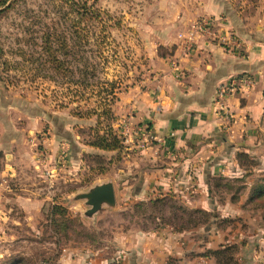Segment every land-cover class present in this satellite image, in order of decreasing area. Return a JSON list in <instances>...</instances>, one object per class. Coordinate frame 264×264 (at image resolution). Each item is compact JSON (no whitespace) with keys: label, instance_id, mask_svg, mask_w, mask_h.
Here are the masks:
<instances>
[{"label":"crops","instance_id":"obj_1","mask_svg":"<svg viewBox=\"0 0 264 264\" xmlns=\"http://www.w3.org/2000/svg\"><path fill=\"white\" fill-rule=\"evenodd\" d=\"M243 6L232 0H213L207 13L219 19L220 29H213L214 36L198 33L190 48L178 37L186 36L189 29H160V45L173 48L171 54L160 55L154 49L151 64L155 75L148 79V89L126 91L117 100L115 111V116L131 112L134 122L147 124L151 141L143 149H126L127 156L120 160L117 170L100 174L95 180V184H114L116 209H112L118 213L122 212V203L130 206L138 200L165 198L187 209L216 212L217 222L176 231L157 215L155 225L148 230L124 228L107 247L87 244L63 248L56 264H223L214 249L225 245H234L235 264H264V207L254 213L246 209L251 205L252 185L264 183V12L256 10V14L248 16ZM221 36L238 41L240 48L226 44ZM238 75H248L254 82L229 98L233 118L227 120L217 111V90ZM15 135L0 127L1 211L6 191L10 190L8 182L21 176V172L29 173V166L37 172L46 171L42 175L52 183L47 187L50 194L56 181L77 180L76 173L66 169L72 165L76 169L84 163L75 152L63 160L59 142L65 137L58 133L59 139L50 140L42 156L36 154L33 144L24 149ZM76 143L74 140L73 149ZM84 145L81 154L106 152ZM117 152L120 154V150ZM239 152L249 154L257 165L249 168L242 164ZM109 154L113 159L116 151ZM131 155L136 157L129 158ZM219 176H245L246 188L237 201H232L231 195L223 202L218 199L213 180ZM20 186L24 194L16 193L17 203L27 218L44 211L48 196H40L42 187ZM49 205L68 208L67 203L54 200ZM74 206L79 210L80 204ZM110 246L113 252L107 253Z\"/></svg>","mask_w":264,"mask_h":264},{"label":"rangeland","instance_id":"obj_2","mask_svg":"<svg viewBox=\"0 0 264 264\" xmlns=\"http://www.w3.org/2000/svg\"><path fill=\"white\" fill-rule=\"evenodd\" d=\"M212 1L0 0L2 131L16 133L15 138L24 149L33 144L40 156L46 155L50 140L57 138L58 133L65 137L59 142V155L63 160L65 155L71 156L74 152L84 160L83 166L74 169L72 165L71 169H66L76 173L77 180L56 181L50 194L47 187L52 183L42 175L43 171L46 173L44 169L37 172L29 166V173L21 172V176L10 179L11 191H6L4 209L0 210V264H56L63 248L87 244L107 247L124 228L146 230L155 225L154 215L161 212L148 207V199L130 203V206L122 203L120 213L113 210L116 207L112 209L105 204L100 210L104 212L99 211L97 216L88 219L84 212L88 206L84 199H76V195L93 186L100 174L117 170L128 150L143 149L127 139L132 135L137 138L142 130L147 132V124L134 122L131 112L115 116L117 100L132 88L148 89V81L155 75L151 64L154 49H158L160 55L171 54L173 48L160 45V29H189L186 36H178L182 37L180 42L188 43V48L198 34L197 29H220L219 19L207 13ZM232 1L243 4L248 16L256 14V10L264 12V0ZM84 6L89 14L82 16ZM58 38L67 41L70 47L65 51L69 49L71 53L67 56L60 50L55 53L74 74L64 76L62 71L55 70L53 57L44 49L46 39L51 40L50 52L60 48ZM84 65L88 66L93 83L97 79L105 83L79 97L83 90L71 80L80 77L79 67ZM140 128L142 130H138ZM110 131L121 140L120 154L116 150L110 159V151L96 158L90 154L94 151L80 153L84 144L90 145L98 134ZM74 140L75 149L72 148ZM20 185L42 187L40 196H48L44 211L27 218L17 203L16 193L24 194ZM238 187L239 182L232 181L231 188H221L224 194L216 195L222 202L231 195L235 202L238 200L235 195L239 193V198L242 195V188L237 190ZM53 200L67 203L65 213L61 208L56 209L57 205L48 206ZM142 202L145 206H137ZM75 204H80L79 210ZM247 207L254 213L252 205ZM54 219L59 223L53 224ZM227 230L230 231V227ZM113 249L110 246L107 253H112ZM230 263L235 264V260Z\"/></svg>","mask_w":264,"mask_h":264},{"label":"trees","instance_id":"obj_3","mask_svg":"<svg viewBox=\"0 0 264 264\" xmlns=\"http://www.w3.org/2000/svg\"><path fill=\"white\" fill-rule=\"evenodd\" d=\"M82 8H84L83 10L84 13H81L82 16L88 15L89 14L88 8H85V6ZM44 42H45L44 49H46V51L50 53V56L53 57V63H54L53 68H55V70H57L58 72L62 71L64 73L63 74L64 76H67V74L70 72L71 74H74L73 69H70L68 65L66 66L65 62L61 61L60 58L55 53L58 50L63 51L64 55L66 56L69 53H71V50L69 49L65 51V49L70 47V45L67 44V41L63 38H58V43L61 46L57 50H53L51 52H50L52 48V44L50 43L51 40L46 39ZM79 71L81 73V75H79L80 77L76 80H71V82H74L76 85H78V88L81 87L83 90L81 91V95H78L79 97L85 96L89 90L92 91V89L95 86H99L100 84H102V82L105 83V81L104 80L102 81V79H97L96 82L93 83L89 78L88 66L86 65H84L81 68L79 67ZM92 73L94 76L95 73L94 72ZM107 83L109 85L111 84V82L109 83V81H107ZM90 145L103 151H116V150L118 151L122 149V143L120 138L117 135L113 134L111 131L109 133H105L104 135L98 134L95 140L90 142ZM90 154L92 157L95 158L99 156H103V154L99 152H91ZM238 159L242 164L244 163L249 168L257 165L256 160H253L250 157V155L245 152H239ZM232 181L239 182L240 187H238L237 190H239V188H242V192L245 190L246 188V185L244 184L245 176L243 178H237V179H231V178H226L224 176H219L214 178L213 180V189L215 193L216 194L220 193L221 195H223L224 191H222L221 188H227V187L231 188ZM234 198H239V193L235 195ZM249 200L251 202L250 204L252 205L253 212L258 210V208L264 207V183L255 182L252 185L250 190ZM139 205L145 206V203L144 202L137 203V206ZM55 207L56 209L61 208L62 210H64L65 213L66 210L65 207L61 205H57ZM148 207L152 209H156L158 210V212H161V215H159L160 216L159 219L162 221V223L172 226L173 229L176 231L189 229L193 226H198L200 224L205 226L211 225L212 223L217 222V217H219L218 213L213 211H206L203 209H187L186 207L177 204L173 199H165V198L152 199L148 202ZM154 217L157 218L158 216L154 215ZM52 222L53 224L59 223L55 219ZM64 222L65 221H62L61 223L64 224ZM148 228L146 230H148ZM234 250H235L234 245H225L223 247L214 249V254L220 263L231 264L230 262L234 260V256H233Z\"/></svg>","mask_w":264,"mask_h":264},{"label":"built area","instance_id":"obj_4","mask_svg":"<svg viewBox=\"0 0 264 264\" xmlns=\"http://www.w3.org/2000/svg\"><path fill=\"white\" fill-rule=\"evenodd\" d=\"M197 30L198 33L200 34L206 33L214 36V33L212 32L213 29H197ZM216 37H218V35H216ZM221 39L226 44L232 43L235 46V48H240V44L238 41H231L232 39H229L228 37L225 36H221ZM253 82H254L253 79L248 75H240V76L238 75L231 77L227 82L223 83L221 86L218 87L215 105L217 107V111L220 114V116H222L224 119L227 120L233 118L232 112L230 111V107L228 105L229 98L238 89L252 86ZM138 130H142V129L140 128ZM151 138L152 136L148 129L147 132L142 130L141 135L139 133L137 138H135L134 135H132L130 139H127V142H131L140 147L146 148L148 143L151 141ZM115 264H121V263L120 261H118Z\"/></svg>","mask_w":264,"mask_h":264},{"label":"water","instance_id":"obj_5","mask_svg":"<svg viewBox=\"0 0 264 264\" xmlns=\"http://www.w3.org/2000/svg\"><path fill=\"white\" fill-rule=\"evenodd\" d=\"M76 199H84L88 206L86 215L93 216L100 211L104 205L116 207V194L114 184L111 181L95 184L89 190L80 192Z\"/></svg>","mask_w":264,"mask_h":264}]
</instances>
